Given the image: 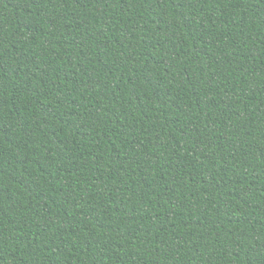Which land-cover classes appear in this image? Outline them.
<instances>
[{"label":"trees","instance_id":"trees-1","mask_svg":"<svg viewBox=\"0 0 264 264\" xmlns=\"http://www.w3.org/2000/svg\"><path fill=\"white\" fill-rule=\"evenodd\" d=\"M0 264H264V0H0Z\"/></svg>","mask_w":264,"mask_h":264}]
</instances>
